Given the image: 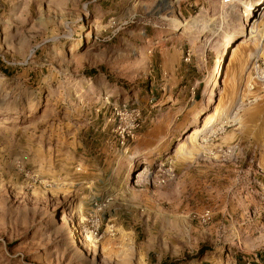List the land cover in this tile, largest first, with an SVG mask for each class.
I'll return each instance as SVG.
<instances>
[{
    "label": "rangeland",
    "instance_id": "obj_1",
    "mask_svg": "<svg viewBox=\"0 0 264 264\" xmlns=\"http://www.w3.org/2000/svg\"><path fill=\"white\" fill-rule=\"evenodd\" d=\"M263 52L264 0H0V264H264Z\"/></svg>",
    "mask_w": 264,
    "mask_h": 264
},
{
    "label": "built area",
    "instance_id": "obj_2",
    "mask_svg": "<svg viewBox=\"0 0 264 264\" xmlns=\"http://www.w3.org/2000/svg\"><path fill=\"white\" fill-rule=\"evenodd\" d=\"M233 0H226L232 2ZM252 80L256 83H264V52L253 60L251 71Z\"/></svg>",
    "mask_w": 264,
    "mask_h": 264
},
{
    "label": "trees",
    "instance_id": "obj_3",
    "mask_svg": "<svg viewBox=\"0 0 264 264\" xmlns=\"http://www.w3.org/2000/svg\"><path fill=\"white\" fill-rule=\"evenodd\" d=\"M91 77V76H90Z\"/></svg>",
    "mask_w": 264,
    "mask_h": 264
}]
</instances>
